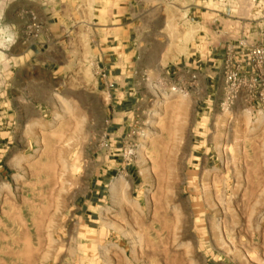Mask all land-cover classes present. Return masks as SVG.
Segmentation results:
<instances>
[{
  "label": "rangeland",
  "instance_id": "obj_1",
  "mask_svg": "<svg viewBox=\"0 0 264 264\" xmlns=\"http://www.w3.org/2000/svg\"><path fill=\"white\" fill-rule=\"evenodd\" d=\"M65 1L142 46L129 112L86 88L91 64L80 89L31 88L45 104L13 109L21 48L0 0V264H264V117L204 115L224 92L185 76L202 51L263 43L264 0Z\"/></svg>",
  "mask_w": 264,
  "mask_h": 264
},
{
  "label": "crops",
  "instance_id": "obj_2",
  "mask_svg": "<svg viewBox=\"0 0 264 264\" xmlns=\"http://www.w3.org/2000/svg\"><path fill=\"white\" fill-rule=\"evenodd\" d=\"M9 9V17L13 21L9 24L8 41L12 46L21 48V53L15 57L18 66H14L11 71L13 78L9 94L13 109L21 111L40 108L45 104L31 88H37L36 94H39L40 90L49 96L56 95L59 89H80L77 86L79 80L85 77L84 69L91 64L93 76L90 77L91 81L84 80L86 85H89L86 88H91L90 91L94 94L105 95L111 100L120 99L115 103L121 106L122 112H129L127 99L124 97H127L128 91L131 90L130 79L136 74L134 59L136 55L140 56L142 46L131 44L129 30H126L124 24L104 29L95 28V31H92L89 27L72 22L68 18L72 7L65 0H14ZM16 15L26 21H14ZM57 16L60 19L51 23V19ZM175 41L173 62L178 61ZM226 50L220 53H214L213 50L202 51L200 59L212 65L204 69L202 64L198 67L197 64L201 60L188 65L185 76L191 84L187 85L193 87L196 84L197 88L201 86L207 90L212 89L220 101L223 97V62ZM194 77L196 82H193ZM17 91L21 94L20 104L13 97ZM206 105L208 112L203 113L204 115L209 112L211 114L214 110L222 112L219 104ZM227 115L230 116L229 123L248 116L256 121L260 116L264 117V112L249 104L243 95L230 112L221 113L219 117ZM17 121L18 119L15 122ZM201 158H205V154H202Z\"/></svg>",
  "mask_w": 264,
  "mask_h": 264
},
{
  "label": "built area",
  "instance_id": "obj_3",
  "mask_svg": "<svg viewBox=\"0 0 264 264\" xmlns=\"http://www.w3.org/2000/svg\"><path fill=\"white\" fill-rule=\"evenodd\" d=\"M224 99L222 112H230L241 96L264 112V42L229 46L223 62Z\"/></svg>",
  "mask_w": 264,
  "mask_h": 264
},
{
  "label": "bare ground",
  "instance_id": "obj_4",
  "mask_svg": "<svg viewBox=\"0 0 264 264\" xmlns=\"http://www.w3.org/2000/svg\"><path fill=\"white\" fill-rule=\"evenodd\" d=\"M28 263V262H27Z\"/></svg>",
  "mask_w": 264,
  "mask_h": 264
}]
</instances>
